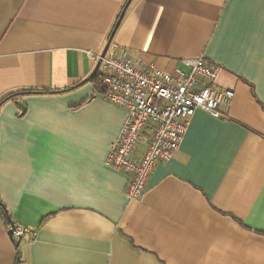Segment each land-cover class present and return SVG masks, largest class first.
Listing matches in <instances>:
<instances>
[{
  "label": "crops",
  "instance_id": "crops-1",
  "mask_svg": "<svg viewBox=\"0 0 264 264\" xmlns=\"http://www.w3.org/2000/svg\"><path fill=\"white\" fill-rule=\"evenodd\" d=\"M126 0H0V200L20 264H264V0H130L109 49L157 70L199 57L232 90L196 109L137 200L106 164L125 112L86 79ZM144 149L137 147V157ZM16 242V241H15ZM0 222V264L15 249Z\"/></svg>",
  "mask_w": 264,
  "mask_h": 264
},
{
  "label": "built area",
  "instance_id": "built-area-1",
  "mask_svg": "<svg viewBox=\"0 0 264 264\" xmlns=\"http://www.w3.org/2000/svg\"><path fill=\"white\" fill-rule=\"evenodd\" d=\"M100 62L102 96L125 112L106 164L125 174V197L137 200L154 166L169 160L179 147L192 112L199 109L214 119H227L234 93L216 87L220 67L201 57L182 60L183 69L166 72L108 48ZM139 144L144 149L135 157ZM23 235L19 227L12 231L14 241Z\"/></svg>",
  "mask_w": 264,
  "mask_h": 264
},
{
  "label": "trees",
  "instance_id": "trees-1",
  "mask_svg": "<svg viewBox=\"0 0 264 264\" xmlns=\"http://www.w3.org/2000/svg\"><path fill=\"white\" fill-rule=\"evenodd\" d=\"M129 0H126L122 6V8L120 9V12L118 13L115 22L117 21V19L119 18L121 12L123 11L122 9L126 8V5L128 3ZM115 25V24H114ZM114 27V26H113ZM112 27V30H113ZM111 30V31H112ZM111 33V32H110ZM90 82L93 85V88L100 94L103 93V88L101 85V75L99 72H97V74L90 80ZM23 93V94H21ZM55 92H50L47 90H36V89H30V90H21L18 92H12V93H8L3 95L0 98V107L2 106V104H4L7 101H16L17 102V98L21 97L23 95H45V94H52ZM10 214L8 213L6 207L4 206V203L0 200V222L2 223L3 227L6 229V232L9 231L10 229V224L12 222V220L10 219ZM13 223V222H12ZM12 245H14L15 241L12 240ZM14 249H15V261L13 264H20V257L19 256V252H18V247L16 245H14Z\"/></svg>",
  "mask_w": 264,
  "mask_h": 264
},
{
  "label": "water",
  "instance_id": "water-1",
  "mask_svg": "<svg viewBox=\"0 0 264 264\" xmlns=\"http://www.w3.org/2000/svg\"><path fill=\"white\" fill-rule=\"evenodd\" d=\"M129 1H130V0H129ZM129 1H128L127 5L129 4ZM127 5H126V7H127ZM122 10H123V11L121 12L119 18H118L117 21L114 23L115 25H114L113 30L111 31L110 35L108 36L107 42L105 43L104 47L101 49L102 51H101V53H100V55H99L98 60L96 61V64H95L94 69H93L92 72L88 75V77H87L86 79H84L83 81H81L79 84H84V83L90 81V80H91V79L97 74L98 69H99V66H100V63H101L100 61H101V60L104 58V56L106 55V53H107V51H108V48H109V46H110V44H111V41H112V39H113V35L115 34L116 29L118 28V26H119V24H120V22H121V19H122V17H123V14H124V11H125V10H124V9H122ZM21 94H23V93H21ZM16 104H18L19 108L21 109V112H24V110H25L24 105L21 104V103H19V102H16ZM14 228H15V226H14V224L11 222V224H10V229H9V231H7V232H8V236L11 238V240H13V237H12V231H14ZM17 243H18V241H16V242L14 243V245L18 246Z\"/></svg>",
  "mask_w": 264,
  "mask_h": 264
},
{
  "label": "rangeland",
  "instance_id": "rangeland-1",
  "mask_svg": "<svg viewBox=\"0 0 264 264\" xmlns=\"http://www.w3.org/2000/svg\"><path fill=\"white\" fill-rule=\"evenodd\" d=\"M17 241V240H16Z\"/></svg>",
  "mask_w": 264,
  "mask_h": 264
}]
</instances>
